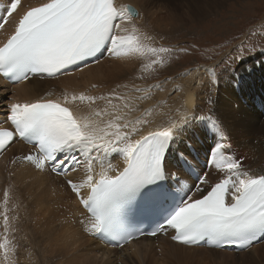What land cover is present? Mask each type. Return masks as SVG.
<instances>
[{
  "label": "snow or ice",
  "instance_id": "snow-or-ice-1",
  "mask_svg": "<svg viewBox=\"0 0 264 264\" xmlns=\"http://www.w3.org/2000/svg\"><path fill=\"white\" fill-rule=\"evenodd\" d=\"M21 7V0H7L0 9V29L14 15L19 17L13 32L0 42V74L13 83L67 75L71 68L87 67L90 60H98L105 52L119 57L170 51L145 48L143 40L151 38L133 24L138 11L116 0H45L22 12ZM239 57L242 60L243 54ZM211 84L213 89L218 84L215 70ZM131 90L143 92L135 85ZM147 98H125L113 91L109 96L62 94L59 101L40 98L13 102L7 116L12 127H0V153L17 139L36 145L33 152L18 159L68 177L66 183L83 207L85 231L116 246L137 234L144 235L133 222L136 218L154 224L150 235L171 231V239L184 245L206 242L245 249L264 239V174H250L241 160L225 155L231 149L227 143L230 137L215 109L209 107L197 115L185 107L179 115L173 110L157 122L151 110H141L140 104ZM113 99H126V111L114 105ZM97 100H107L113 111L93 110L85 118L70 107L72 103ZM208 103H213L211 95ZM136 112L139 115H133ZM209 134L213 144L188 187L182 176L194 165L184 154L187 149L177 147L180 137L185 135L198 144ZM113 154L122 155V168L111 163ZM208 168L223 178L213 180L212 173L205 170ZM81 170L82 175L69 176ZM3 219L7 232L8 216L4 214ZM2 239V261L14 264L9 258L11 241L7 235Z\"/></svg>",
  "mask_w": 264,
  "mask_h": 264
},
{
  "label": "bare ground",
  "instance_id": "bare-ground-1",
  "mask_svg": "<svg viewBox=\"0 0 264 264\" xmlns=\"http://www.w3.org/2000/svg\"><path fill=\"white\" fill-rule=\"evenodd\" d=\"M154 1L116 0L119 4L133 5L137 11L139 10V17L136 16L135 19L133 17V24L139 29L140 33L151 38L143 40L145 48L162 47L163 42L165 43L167 39H160L161 29L166 32L169 31V26L164 24L167 14L164 11V1L169 0H160L161 8L157 10L153 9ZM6 2L7 0H0V9L5 6ZM42 2H45V0H21V12L30 6H39ZM186 2L187 0H177V5L181 4L187 7ZM141 5L145 8L150 5L152 7H147V10L142 11L140 10V8L142 9ZM191 6L193 7V5ZM188 7L191 8L190 5ZM184 16L185 14H178L177 17H173V20L183 21L182 17ZM18 18L17 15H14L5 24V27L0 29V42L4 41L13 32ZM131 26L129 25V27ZM106 56H108L107 59ZM147 56V52L144 55L125 53L119 57L105 52L101 59H99L101 57L99 56L98 60H90L87 67L81 65L79 69L76 67L71 68L67 75L53 78L46 76L34 77L30 81L16 84H9L6 79L3 80L0 74V121H4V123H0V127H12L7 120L8 115L6 113L9 112L8 107L13 102L40 98L59 101L62 94L71 96L72 94L84 93L91 96H109L113 91L125 98L145 95L148 97V95L150 96V90H152L151 94H156V96L151 95L153 98L143 100L140 107L141 110H151L157 122L164 119L165 114L172 113L173 110L174 114L179 115L187 107L193 113L200 115L206 113L207 109L212 107L228 130L227 135L230 138L227 143L229 144L234 143L235 140L232 143L231 140L236 137L243 139L247 136L241 129L236 127L237 123L254 126L251 122L259 121L250 117L242 107L240 111L231 107L234 94L231 91L233 88L224 91L225 84L221 83L220 74L215 68L202 67L197 71H186L188 73L177 79L175 77L174 81L171 79L168 82L165 81L167 79L154 81L155 78L153 77L159 73V68L165 73H168L170 68L164 66V63L161 66L156 65L161 63H152L154 60L148 64ZM154 68L156 70L152 71ZM213 70H215L218 79V84L214 89L211 84ZM253 75L254 72L251 73L250 77ZM250 77L246 74L242 79H237V82H235L238 85L237 87L245 85ZM199 81L202 85L196 88ZM93 85H96V87H93ZM117 85L121 87L118 88ZM133 85L142 88L143 92L132 91ZM209 95L213 97L211 105L208 103ZM185 101H189V103L185 105ZM125 102L126 99H113L112 101L114 105L120 107L121 111H126L123 108ZM70 107L74 114L85 118L90 117L93 110L107 109L108 112L113 111L107 100H97L91 104L87 101L76 102L72 103ZM133 115H139V113L136 112ZM105 119H108V117H105ZM189 135L192 134L189 133ZM210 139H212L211 134L206 138L201 137L197 144L194 139L181 135L177 147L184 150L185 143L187 144L188 140L191 141L192 146H200L202 141H207L206 145L209 147L213 144V142L209 143ZM236 144L238 145L237 140ZM14 147H17L18 151L14 153V156H11ZM35 147L17 139L6 151L0 154V243L3 242V235H7L13 249L9 258L14 261V264L17 261L24 260L32 264H58L60 262H62L61 264H264V247H261L264 246V241L261 242L263 239L259 241L261 243H253L250 248L246 249H234L235 246L233 245L213 248L201 246L200 244V246L191 247L172 240L173 233L170 231L167 234H159L155 237L145 236L134 239L124 246H116L109 239L90 234L85 231L81 223L83 207L66 183L68 178L56 175L47 168L40 170L33 164L18 159L28 152H33ZM186 147L188 148V146ZM207 151L202 149L200 153L194 154L191 152L193 156H188L194 165L193 170L197 173L201 168V159L206 160ZM252 154L248 155L243 152L244 161H242V164L244 168L249 170L250 174H264V155L255 152ZM177 155L179 154L177 153ZM225 155L235 157L232 151L226 152ZM110 159L114 165L120 168L124 166L122 155L113 154ZM173 170L179 171L175 168ZM205 170L212 173L213 180L223 178L213 168ZM77 175H82V170L78 173L69 174L71 177ZM195 178L190 173L182 176L188 187L193 185ZM5 194H7V202H5ZM21 206L31 208L37 211V215H39L41 223L38 221L39 224L37 223L38 226L35 227L34 234L36 237H30L26 233L27 230L21 228L20 222L12 225V220L8 225L7 232H5L4 214L7 216L8 214L12 215V212L21 208ZM15 207L17 209H12ZM45 239H47L48 244L53 245L48 251L43 250L41 252L38 247V240H43L40 241L41 243ZM34 240L35 248L33 247ZM258 248L263 249L262 254H255ZM125 250L130 251L129 258L123 256ZM157 253H161L163 256H156ZM34 254H39L42 259L38 262V257H35V261L27 258L29 255L34 257ZM119 257L122 262H117ZM4 264H8V262L4 261ZM21 264L26 263L22 262Z\"/></svg>",
  "mask_w": 264,
  "mask_h": 264
},
{
  "label": "rangeland",
  "instance_id": "rangeland-1",
  "mask_svg": "<svg viewBox=\"0 0 264 264\" xmlns=\"http://www.w3.org/2000/svg\"><path fill=\"white\" fill-rule=\"evenodd\" d=\"M160 4V0H155L153 9H160ZM186 5L187 7L181 4L177 5V0L164 1V11L167 12L164 24L169 26V31L166 32L160 28L162 35L160 34L159 37L162 40L164 38L167 39L165 43L162 41V47L168 48L170 51L159 55L148 53L147 63L149 64L152 60L157 59L158 63L161 64L156 65L161 66L164 63V66L166 65L170 69L168 73H165L159 68V73L153 77L155 78L154 81L163 79H167L165 80L167 82L169 79L174 81L181 75L188 73L186 71H197L202 67L215 68L220 74L221 83L225 84L226 88L224 87V91L233 88L231 91V93H234L231 107L239 111L242 107L250 117L259 120L258 122H251L254 126L237 123L236 127L241 129L247 136L243 138L244 140L240 137L231 140V143L234 140L235 142L232 143L233 145L230 144V150L235 155V158L241 161H244L243 152L248 155H253L252 153L254 152L264 155V62H259L261 60L264 61V51H262V48H264V0H187ZM147 7H152V5ZM147 7L142 6L140 10L145 11L148 9ZM178 14H185L182 17L183 21L173 20V17H177ZM137 17H134V19ZM180 49H186L187 51H180ZM251 49L255 50L249 51ZM241 53L243 54L242 60L239 57ZM105 58L107 59L108 56ZM234 60L236 61L235 63ZM155 70L156 68L152 71ZM253 72L254 75L250 77ZM246 74L250 77L247 83L237 87L238 85L235 83L237 79H242ZM199 84L196 88L202 85L200 81ZM149 93L148 99L156 96V94H151L152 90ZM8 113L6 114L8 115ZM212 142V139H210L209 143ZM206 143L207 141H202L200 146H192L191 141L188 140L187 144L185 143L187 151L184 154L193 156L186 146H190L197 153H200L202 149L207 151L209 147ZM17 147L13 148L11 156H14V153L18 151ZM48 170L50 169L48 168ZM54 174L56 173L54 172ZM59 176L65 177L63 174ZM65 178L67 179L68 177ZM12 209H17V207ZM37 214V211L21 206V208L13 211L12 215L8 214V221L11 223L12 220V225L20 222L21 228L27 230L26 233L30 237H36L34 234L35 227L40 222ZM38 241V247L41 252L43 250L48 251L53 245L48 244L47 239L41 243L40 241L43 240ZM263 241L264 239L261 242ZM33 247H36L35 240ZM256 252L255 254H262L263 249L258 248ZM31 256L29 255L27 258L35 261V257H38V262L42 259L39 254H34V257ZM123 256L129 258L130 251L125 250ZM156 256L162 257L163 254L157 253ZM1 261L2 251H0ZM22 262L32 264L25 260L17 261L16 264H21ZM117 262H122L120 257ZM0 264H4V261Z\"/></svg>",
  "mask_w": 264,
  "mask_h": 264
},
{
  "label": "water",
  "instance_id": "water-1",
  "mask_svg": "<svg viewBox=\"0 0 264 264\" xmlns=\"http://www.w3.org/2000/svg\"><path fill=\"white\" fill-rule=\"evenodd\" d=\"M133 6V5H132ZM136 9V8H135ZM137 10V9H136ZM136 16H138V15H136ZM136 16H134V17H136Z\"/></svg>",
  "mask_w": 264,
  "mask_h": 264
}]
</instances>
